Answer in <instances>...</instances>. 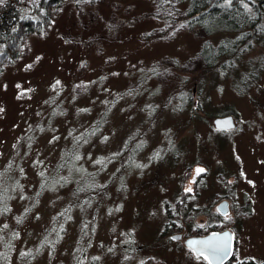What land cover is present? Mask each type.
Segmentation results:
<instances>
[{
	"label": "rangeland",
	"instance_id": "374dc122",
	"mask_svg": "<svg viewBox=\"0 0 264 264\" xmlns=\"http://www.w3.org/2000/svg\"><path fill=\"white\" fill-rule=\"evenodd\" d=\"M158 6L155 0L67 3L49 29L26 38L21 57L0 75V174L14 153L22 170L21 183L20 171L4 182L15 188L8 214H0V264H207L169 238L176 231L164 233L167 209L174 212L177 194L191 191L199 175L189 207L215 212L216 193L222 199L233 188L238 206L250 202L249 215L223 217L236 222V262L264 260V70L257 83L210 75L194 115L178 111L177 103L162 106V94L174 95V87L202 71L204 41L217 45L234 36L188 30L179 25L176 2ZM253 44L241 60H254L256 70L264 66V45ZM144 74L159 93L153 100L148 90L135 89ZM59 95L65 97L59 107L51 106ZM225 116L236 128L218 132L214 120ZM100 117L104 127L77 149L78 162L65 163L63 149ZM62 162L66 168L56 173ZM47 170L58 182L70 174V186L58 183L36 195ZM81 171L89 178L80 177L77 194ZM206 220L195 218L185 234L202 236L212 225Z\"/></svg>",
	"mask_w": 264,
	"mask_h": 264
},
{
	"label": "trees",
	"instance_id": "16d2710c",
	"mask_svg": "<svg viewBox=\"0 0 264 264\" xmlns=\"http://www.w3.org/2000/svg\"><path fill=\"white\" fill-rule=\"evenodd\" d=\"M89 1H94L95 4L96 0ZM155 1L159 4V11L165 10L166 6L171 2H176L180 6V10L183 12V15L179 19V25L188 30L197 29L199 31H202L209 38L218 36V34L216 33L222 32H225V34L229 33V35L234 36L232 37L233 39H225L217 45L209 40L204 41V44L199 52V56L204 62V67L202 68V71L198 73L197 76L187 79L185 82H182L179 85L177 84L178 86L174 87L175 89L173 90L175 92L174 95H170L169 93H167L166 96H164L162 94V97H164V100L161 99L163 103H160L162 104V106H171V104L172 106H174L177 103L178 107H176L179 108L178 111H187V109H189L194 115L195 112H201L200 105H195V102L200 100L199 92L202 85H204L208 81H212L213 78L222 79L223 77H227L231 81H235L236 79H238V77H240L241 79L243 77L244 81L248 80L252 83H257L259 81L261 72H263L264 70V66H260L256 70H252L251 66L258 64L255 63V61L252 59H249L247 64H244L241 58L247 53V50L250 49L252 42L259 46L264 45V0ZM72 2L78 4L80 0L3 1L2 5L0 6V75L3 73L8 64L16 61L21 57L22 49L25 45L26 38L30 35L41 34L47 29H49L53 22L56 20V18L59 16L63 7L67 3ZM89 4L92 3L90 2ZM211 34L214 35L211 36ZM243 67H246V69H244ZM210 75L212 77L211 80L208 78L210 77ZM151 77V75L147 74H144L143 76L139 77L140 83L139 85L135 86V89L137 90L139 88L141 90L140 94L142 95H146L149 91V98L153 100V95H155L156 97L159 95V93L156 94L153 92L154 88H152L151 85V81L153 79ZM158 88L161 89V87ZM196 91L197 94H195ZM139 92L140 91H138V93ZM61 96L62 95H59V98L55 97V103L52 102L51 106L59 107V105L65 98ZM117 100L118 99L115 98L111 102L110 106L115 105ZM172 100L175 101V104ZM158 105H154L153 107L156 111V113L154 114L160 113ZM194 105L195 107H193ZM101 117L95 123H93V128L90 127V129L88 128L89 130H85V133L73 137V139H76V141H74V144L72 145V139L71 146L69 147L70 149H63V151L66 150L65 153L62 155L65 163H71L73 160L76 163L78 162V158H80V156L79 153H77V149H80L84 145L87 146L88 144H90L91 141H93L91 139L94 138L90 137V135H92L91 132H94L98 127H104V124L102 126ZM33 134L34 132L32 131L27 135L28 137L24 136V139L27 137L25 142L27 148L24 149V151L26 150L24 152L25 155L30 152L28 148L30 147L29 143ZM73 135H75V133ZM73 135H71L70 138ZM130 143L135 144V140H130ZM19 146L22 148L21 144H19ZM15 154L16 153H14V156ZM14 156L9 159L8 164H6L0 174V214L2 211H4L3 215H7L8 211L10 210V202L13 197L11 196V192H13V189L15 188L14 187L12 189L9 186L5 188L4 182L7 184L10 183V177L15 176V171H20V175L15 178L17 179L18 183H21L22 170H16L17 166L20 167V163L14 165ZM20 160H23V157H21ZM64 162H62L61 165H55L54 168L56 170V173L63 171L66 168V165L63 164ZM193 165L194 164H192L184 172L183 178H187V175L189 174V171L192 169ZM67 168L69 173L71 174L70 168ZM50 171L52 170H47L46 172L40 173V185L35 190L36 195L45 194L47 191L52 190L51 188L57 186L58 183H67L70 186V181H67V178L70 176V174L68 176L63 177L62 182H58L57 179H59V177L56 176V173L52 174L50 173ZM85 174L86 173L84 171H81L78 174L79 176L74 178V180H78V186H76V188L73 190L74 192L80 193V189L83 188V186L80 185L83 182L80 177ZM86 175L88 176V174ZM88 178L89 176L86 179ZM186 196L187 194H184V191L181 190V192L178 193L176 196L177 199L175 204L176 206L173 209L174 212H171L169 208L167 209L166 217H168L167 220L169 222H166L165 230L169 229L168 227L172 228V231L181 230L184 225H188L189 223H191L190 221L194 220L199 216H202V213L200 212H189ZM234 200H236V198ZM33 206L34 204L30 208H33ZM30 210L31 209H27L24 214L26 215ZM175 214L176 217H174ZM244 214L249 215L250 213H245L243 211L238 212L236 213L237 219L243 217ZM21 222L22 218L18 220L17 226H19ZM54 227L57 228V230L59 228L58 225H55ZM222 227L231 228L232 225H223ZM222 227H216V229L220 230L222 229ZM205 232H207V230ZM227 264L245 263H237L235 258Z\"/></svg>",
	"mask_w": 264,
	"mask_h": 264
},
{
	"label": "water",
	"instance_id": "95a60500",
	"mask_svg": "<svg viewBox=\"0 0 264 264\" xmlns=\"http://www.w3.org/2000/svg\"><path fill=\"white\" fill-rule=\"evenodd\" d=\"M216 130H233L236 128L232 116H225L214 120ZM202 173V172H201ZM197 173L196 175H198ZM228 201L220 204L219 210L222 215H228ZM179 235L174 236L178 239ZM236 236L232 230L211 232L203 236L188 237L184 241L186 248L193 251L194 255L203 258L208 264H227L234 257Z\"/></svg>",
	"mask_w": 264,
	"mask_h": 264
},
{
	"label": "flooded vegetation",
	"instance_id": "af4514ba",
	"mask_svg": "<svg viewBox=\"0 0 264 264\" xmlns=\"http://www.w3.org/2000/svg\"><path fill=\"white\" fill-rule=\"evenodd\" d=\"M234 130V129H233ZM218 132H221V131H225V130H217ZM228 131H232V130H228ZM194 168H195V166H193L192 167V169H191V171H193L194 170ZM219 179H221L220 177H219ZM196 180V181H195ZM194 181H193V184H192V190L191 191H188L186 194H187V205H188V208H189V212H200V213H202L201 215L202 216H204V217H207V220H206V223L207 222H210V223H212V225H210V226H208V227H205L204 228V230L203 231H201L202 232V234L203 235H207V234H209V233H211V232H220V231H224V230H227V229H229V230H232L233 232H234V229H233V227H234V225H235V219H233V220H230L231 218H228V219H224L223 217H227V216H229L231 213H232V215H233V213H238L237 211H239V212H244V211H246L248 208H250V202H249V204L248 203H245L244 205H242V206H238V204H237V202H235L234 201V199L236 198V195H235V190L233 191V188H231V189H227L226 190V193H225V195L224 196H222V199L220 198L221 197V195L219 194V193H216V198H215V200H216V204H215V206L214 207H216V209H215V212H211V211H209V210H205L204 208H200V209H197L196 207H192V208H190L189 207V199H190V197L191 196H193L194 194H196L197 193V184H198V182H199V180H202L201 178H200V175H199V177H196V179H195ZM230 190V191H229ZM232 190V191H231ZM224 201H228V208L226 207V208H224V209H227L228 211H229V214L227 215V216H223L222 215V213L220 212V210H219V206H220V204L222 203V202H224ZM251 212V211H250ZM233 217H234V215H233ZM232 217V218H233ZM191 222V221H190ZM205 223V224H206ZM223 225H229V226H231L232 225V227L231 228H223L222 226ZM216 227H222V229H220V230H217L216 229ZM187 228V224L186 225H184L183 226V228H182V230L181 231H176L175 233H172L171 235H169V238H171V240L172 241H180V242H182L183 244H184V241L188 238V237H192V236H199V235H195L194 234V232L193 231H190L189 233H186L185 234V231L187 230L186 229ZM199 228H197V229H195V230H198ZM170 230H172V228L171 229H169V231ZM207 230V232H205ZM168 231V232H169ZM167 232V230H165L164 231V233H168ZM235 233V232H234ZM176 235H179V238L178 239H174V236H176ZM202 235V236H203ZM235 236H236V234H235ZM235 247H236V243H235ZM187 250L189 251V253H191V254H193L194 255V253H193V251L192 250H190V249H188L187 248ZM236 254V253H235ZM201 258V257H200ZM236 258V256L234 255V257H233V259H235ZM203 259V258H202ZM232 259V260H233ZM250 260H246V261H241V262H244L245 264H264V260H260V261H257V260H255V259H252V258H249ZM204 260V259H203ZM231 260V261H232ZM205 261V260H204ZM207 264H208V262L207 261H205ZM241 262H237V263H241ZM229 263V262H228Z\"/></svg>",
	"mask_w": 264,
	"mask_h": 264
},
{
	"label": "snow or ice",
	"instance_id": "6c2138e0",
	"mask_svg": "<svg viewBox=\"0 0 264 264\" xmlns=\"http://www.w3.org/2000/svg\"><path fill=\"white\" fill-rule=\"evenodd\" d=\"M197 172L198 173L203 172V169H197Z\"/></svg>",
	"mask_w": 264,
	"mask_h": 264
}]
</instances>
